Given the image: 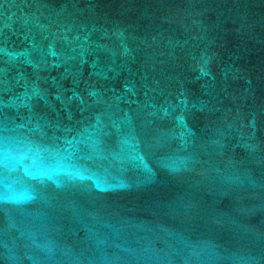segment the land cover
Returning a JSON list of instances; mask_svg holds the SVG:
<instances>
[{"label":"water","instance_id":"water-1","mask_svg":"<svg viewBox=\"0 0 264 264\" xmlns=\"http://www.w3.org/2000/svg\"><path fill=\"white\" fill-rule=\"evenodd\" d=\"M0 264H264V0H0Z\"/></svg>","mask_w":264,"mask_h":264}]
</instances>
